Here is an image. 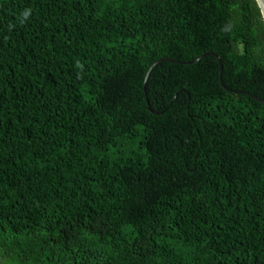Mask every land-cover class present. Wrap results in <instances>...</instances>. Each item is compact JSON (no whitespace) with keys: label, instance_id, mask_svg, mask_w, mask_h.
<instances>
[{"label":"trees","instance_id":"obj_1","mask_svg":"<svg viewBox=\"0 0 264 264\" xmlns=\"http://www.w3.org/2000/svg\"><path fill=\"white\" fill-rule=\"evenodd\" d=\"M261 100L256 0H0V264H264Z\"/></svg>","mask_w":264,"mask_h":264},{"label":"water","instance_id":"obj_2","mask_svg":"<svg viewBox=\"0 0 264 264\" xmlns=\"http://www.w3.org/2000/svg\"><path fill=\"white\" fill-rule=\"evenodd\" d=\"M256 2H257L258 6H259V8H260L261 16H262V18H263V22H264V0H256ZM212 54H213V55L217 58V60H218V63H219V69H220V74H221L222 65H221L220 58H219L216 54H214V53H212ZM152 67H153V65L150 67L149 71H148L147 74H146L145 82H146V80H147L148 73L150 72V70H151ZM248 94H249L251 97H253V98H255V99H258L255 95L250 94V93H248ZM261 101L264 103L263 100H261Z\"/></svg>","mask_w":264,"mask_h":264}]
</instances>
